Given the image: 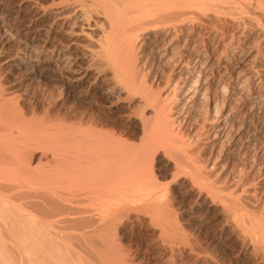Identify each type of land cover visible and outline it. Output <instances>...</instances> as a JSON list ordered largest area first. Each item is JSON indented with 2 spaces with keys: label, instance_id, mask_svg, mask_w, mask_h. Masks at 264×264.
<instances>
[{
  "label": "bare ground",
  "instance_id": "1",
  "mask_svg": "<svg viewBox=\"0 0 264 264\" xmlns=\"http://www.w3.org/2000/svg\"><path fill=\"white\" fill-rule=\"evenodd\" d=\"M42 9L68 39L32 27L19 67L73 107L90 92L110 111L122 104L139 137L113 129L95 102L65 111L52 93L24 108L0 76V264H218L209 245L264 264V201L248 189L249 174L264 181V123L238 124L245 106L264 107V0H54ZM18 16L2 22L10 37L21 33ZM144 45L175 59L185 76L178 96L138 82ZM160 152L173 158L174 180H188L195 223L211 233L220 219L208 245L179 227L176 190L154 173Z\"/></svg>",
  "mask_w": 264,
  "mask_h": 264
},
{
  "label": "rangeland",
  "instance_id": "2",
  "mask_svg": "<svg viewBox=\"0 0 264 264\" xmlns=\"http://www.w3.org/2000/svg\"><path fill=\"white\" fill-rule=\"evenodd\" d=\"M2 1H3V6L0 8V70H1L0 76L3 77L2 79H4V77H5L6 82L10 81L9 85H12L16 92L19 91L18 92L19 96L22 97V98H19V99H21L20 103L24 108L29 109V106L32 107L31 104L33 102L35 104H37L39 102L38 104H40V105H38V106H41L43 103L45 104L46 102L48 103V101L52 98L51 96L54 95L53 98L55 97L54 99L57 100L58 104L60 105V107L63 110L68 111L69 109H72L73 104L70 100L67 99L68 96L66 93H61L63 95V97H62V95L60 93L56 94V93L52 92L51 86L46 84V82H43L42 80H39L36 78H33L34 75L32 73L31 66H29V65L27 67L25 66L26 68L19 67L20 60L24 59V57L26 56V55H24L25 54V45L28 42V39L30 38V36L32 35V31H30V30H33V28H34L33 32H35V31H36L35 33H37V31L40 32L37 34L39 36H41L42 39H44V37H46L47 33H49L48 34L49 36L53 35L52 37L51 36L49 37L51 41L53 38H55V39H53L55 41H56V39H57V41H62V42L67 41L68 38L65 35V28H63L64 30L62 29V25H61L60 21H57L58 23L57 22L55 23L57 25H54V26L51 25L53 23V21H52V23L50 21L54 18V16L52 14H49V13L44 14V11L42 9L43 7H47L48 4H50L54 0H15V1L14 0H9V1L8 0H2ZM12 10H13V12L16 11L17 14H19L18 19H17V26L19 25L18 27H20V31H21V33L19 34L20 36L17 35L15 37L14 36L10 37V35L5 34L4 29H3V23L2 22H3L4 18L7 17L9 12H12ZM21 16L23 19H21ZM19 19H21V20L19 21ZM21 23H22V25H21ZM23 26L26 28H24ZM21 27H23L22 29H24V31L21 29ZM51 28L54 30H52ZM58 29H60L61 31L59 30L60 31L59 32ZM228 29H229V31H232L231 27ZM62 30L64 31L63 32L64 36L62 34ZM42 31H44L45 34ZM55 31H57V32H55ZM24 32H26V35ZM27 32L30 34L28 35ZM21 34H22V36H21ZM43 34H44V36H43ZM18 37H20L21 39ZM6 39H7V41H6ZM260 42H261V44H264V37L263 36L261 37ZM149 49H150V47L144 45V46H141L139 51L137 52L136 68H138V75H139L138 76L139 77L138 82L140 80L141 82H139V83H141V85L143 84L142 86H145L150 90L152 89L151 93L152 94L155 93V94H153L155 96L156 95L165 96L167 94H169V96L170 95L172 96L173 94H176L178 96L182 92V90H184V88H185V87H183L181 89L179 88L180 85L184 84V81H185L184 77L185 76H182L181 74L177 73L178 71L176 68H177L178 64L175 65V63H174L175 59L168 62L167 60L170 58V56H169L167 59L162 60L161 58H159V54H157V53H155V51H153L154 49H150V50ZM2 74L4 76H2ZM7 77L9 78V80H7ZM4 81H5V79H4ZM109 84L110 83H108L107 80H103V81L101 80L98 85L101 88L103 86H104L103 88H106ZM50 91H51V93H50ZM96 91L97 90H95L94 92H96ZM18 93H17V95H18ZM52 93H53V95H52ZM92 93L93 92H90L89 96L87 97L88 98L87 102H80V103L76 104L77 106L75 105L76 107H73V108L76 110H79V109L82 110L83 108L85 109L86 107L88 108V107L92 106L93 103L95 102L98 105L97 109L99 110V114L101 113L100 115L102 117H104L108 121L109 124L112 125L113 129L115 128V130L118 131L119 133L122 132L124 129L123 133L126 134L130 138L139 137L138 134H136L135 132H134L135 133L134 134L132 130L128 129V125H126L124 123V120L121 118L127 114L126 110L122 104L117 105V108L111 110L112 111L111 112L109 109L104 107L106 105H104L105 103L103 102V100L99 97V95H97V92L93 93V94ZM50 94H51V96H50ZM55 95H57L58 98ZM47 97H50V98L48 99ZM35 99L37 101H35ZM65 99H66V101H65ZM40 101H41V103H40ZM102 102H103V104H102ZM118 106H121V107H118ZM248 107H250V106H245V110L242 113V118H240L241 120L239 119L240 121L238 122V124L245 121L246 123L245 122L244 123L246 124V128L248 129V131H253L254 127L256 128L259 126V124L264 123V107L259 106V107H257V109L255 111H250V108H248ZM102 108H104V109H102ZM110 112H111V114H110ZM132 112L133 111H131L130 113H132ZM215 113L216 112H213L212 117L215 116ZM118 115H120V116H118ZM131 115H133V114H131ZM250 115H252V116H250ZM249 118H250V120H249ZM258 120H260V121H258ZM178 121H181V119H179ZM254 123L257 126H255ZM180 125L182 126L183 124L177 123L176 128H179ZM210 141H211L210 139L205 138V140L203 142V143H205L203 146L205 147L204 150L206 153L210 152V149H211L210 148L211 147ZM161 153L162 152L159 153L160 156H156L154 159V163H153V165H155L154 166V173H155L156 177L158 178L159 182L164 187H168L169 189L171 187V189H170L171 191L173 188H175V190H176L175 193L171 192L169 195L173 199V202H174L173 205L175 207L174 209H177V214H179L177 216L180 219V220H178L180 222V224L178 222L179 227L183 228V230L185 232L194 235L197 239L200 238L199 241H202L201 243L204 246L208 245V244H206V239L204 236L210 237L212 232L216 233V231L219 230V227L221 225L220 219H218L216 216H214L215 213L211 214V216L212 217L214 216V218L216 220L214 222L213 231L211 233H210V231L202 230L195 223V221L190 216L191 215L190 212H188L189 211L188 206L194 201V198L190 194H187L188 180L183 179V178H178V179L174 180V177L171 176V175H173V167H172L173 158L171 157V155L164 154V152L162 154ZM164 155H166V158L164 157ZM217 155H218L217 152H215V156H217ZM161 156L163 157V159H159V158H162ZM167 159L168 160L170 159V161H168ZM262 159H263V157H262ZM167 171H168V173H167ZM248 178H249L248 181H250L249 185H248V189H249V191H252L253 188L255 187L254 190L251 192V194L254 193V191H256L257 192L256 197L258 200L261 198L259 200L260 201L259 203L261 204L264 201V199H262V198H264V195L262 193L260 194V191L263 187L264 181L263 180H256L257 178L252 179V176L250 174H249ZM172 181H173V183H172ZM185 186H186V188H185ZM263 203L261 205H263ZM149 230L146 229L147 234H151V238H152L153 232H151V230L150 231ZM135 239L136 240L131 241L132 242L131 245L134 247L136 244H139V242L137 243L136 241H140V230L137 231ZM152 239H154V237ZM123 240H124L123 243H125V242L129 243L128 242L129 240L127 238L124 237ZM208 247H209V249H211V252L214 254L213 256L216 259V261L218 262V264H255V262H256L255 259H253L252 257H250L248 255L238 258L235 256V254H231L227 250H223L221 248H216V247L213 249L214 246L212 247L211 245H209ZM224 251H226V252H224ZM239 259H241V260H239ZM245 261H247V262H245ZM256 264H257V262H256Z\"/></svg>",
  "mask_w": 264,
  "mask_h": 264
}]
</instances>
